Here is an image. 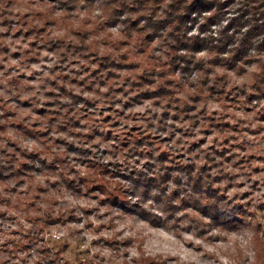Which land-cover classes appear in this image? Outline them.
I'll use <instances>...</instances> for the list:
<instances>
[{"label":"rangeland","instance_id":"1","mask_svg":"<svg viewBox=\"0 0 264 264\" xmlns=\"http://www.w3.org/2000/svg\"><path fill=\"white\" fill-rule=\"evenodd\" d=\"M106 1L0 0V264H264V47Z\"/></svg>","mask_w":264,"mask_h":264},{"label":"trees","instance_id":"2","mask_svg":"<svg viewBox=\"0 0 264 264\" xmlns=\"http://www.w3.org/2000/svg\"><path fill=\"white\" fill-rule=\"evenodd\" d=\"M248 1L251 0H107L106 3L115 7L113 16L118 19L125 18L128 12L143 11L150 26L144 24L137 30L146 31L148 37L158 34L168 38L171 47L178 51L195 52L205 45L221 54L232 53V60L236 62L255 42L258 48L264 47V0H253L250 6ZM256 4L262 9L256 10L252 6ZM232 12L238 15L229 19ZM220 21L227 25L215 36L212 26L219 25ZM235 30H239V38H235ZM189 31L197 33L190 35Z\"/></svg>","mask_w":264,"mask_h":264}]
</instances>
